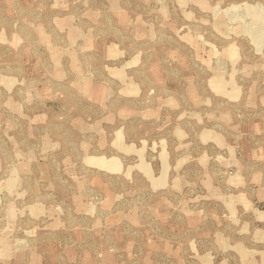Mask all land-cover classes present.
I'll return each instance as SVG.
<instances>
[{
  "label": "rangeland",
  "instance_id": "rangeland-1",
  "mask_svg": "<svg viewBox=\"0 0 264 264\" xmlns=\"http://www.w3.org/2000/svg\"><path fill=\"white\" fill-rule=\"evenodd\" d=\"M0 264H264V0H0Z\"/></svg>",
  "mask_w": 264,
  "mask_h": 264
}]
</instances>
